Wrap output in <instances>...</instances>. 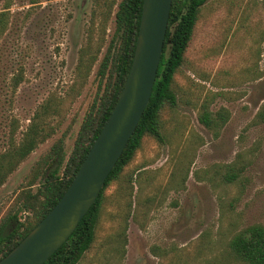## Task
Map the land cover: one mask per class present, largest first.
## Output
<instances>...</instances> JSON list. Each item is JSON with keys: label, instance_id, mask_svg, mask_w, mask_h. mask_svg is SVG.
Instances as JSON below:
<instances>
[{"label": "rangeland", "instance_id": "rangeland-1", "mask_svg": "<svg viewBox=\"0 0 264 264\" xmlns=\"http://www.w3.org/2000/svg\"><path fill=\"white\" fill-rule=\"evenodd\" d=\"M113 1L0 0V154L21 142L47 106L46 136L0 186V218L16 211L20 191L58 139L64 160L71 151L113 30ZM87 45L95 61L81 78L76 67ZM173 83L176 105L160 115L162 142L144 137L104 191L94 241L77 264H244L229 241L264 227V119L257 117L264 0H207ZM203 108L212 118L223 111L224 122L206 129L198 122Z\"/></svg>", "mask_w": 264, "mask_h": 264}, {"label": "trees", "instance_id": "trees-1", "mask_svg": "<svg viewBox=\"0 0 264 264\" xmlns=\"http://www.w3.org/2000/svg\"><path fill=\"white\" fill-rule=\"evenodd\" d=\"M207 0H171L167 18L162 54L156 69L148 103L121 155L108 173L103 187L93 204L83 215L68 238L42 264H77L94 241L103 193L121 177L124 167L132 160L141 140L150 136L162 142L160 115L165 108L176 105L174 76L183 62L184 54L197 21L200 7ZM142 0H119L114 3L113 30L95 71V92L85 112L66 160L62 155V139H58L33 171L20 191L16 211H7L0 218V259L5 256L48 211L68 187L91 144L112 110L128 72L137 34ZM1 21V19H0ZM1 26V24H0ZM1 31V30H0ZM95 61L89 55L88 45L79 51L77 71L81 78L87 75ZM77 72V73H78ZM18 79L15 81L17 82ZM47 106L35 113L21 142L0 154V186L17 165L40 143L46 135L40 125ZM264 119V109L257 113ZM223 111L211 117L204 108L198 122L208 130L225 120ZM232 181L234 174L224 177ZM36 184L34 192L30 188ZM17 201V200H16ZM25 214L20 220L17 213ZM228 248L237 261L244 264H264V227L252 225L235 234Z\"/></svg>", "mask_w": 264, "mask_h": 264}, {"label": "water", "instance_id": "water-1", "mask_svg": "<svg viewBox=\"0 0 264 264\" xmlns=\"http://www.w3.org/2000/svg\"><path fill=\"white\" fill-rule=\"evenodd\" d=\"M170 5L171 0H142L130 66L112 110L59 200L0 264L44 263L98 197L148 103Z\"/></svg>", "mask_w": 264, "mask_h": 264}]
</instances>
